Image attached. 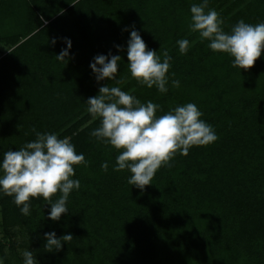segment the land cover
<instances>
[{
  "label": "trees",
  "instance_id": "16d2710c",
  "mask_svg": "<svg viewBox=\"0 0 264 264\" xmlns=\"http://www.w3.org/2000/svg\"><path fill=\"white\" fill-rule=\"evenodd\" d=\"M201 2L0 0V161L34 141L35 128L68 138L87 162L73 166L80 188L58 221L48 218L51 205L42 197L30 199L25 216L0 191L2 232L9 239L19 232L37 264H264V51L248 70L213 52L189 29L190 7ZM210 9L225 33L240 20L264 23V0H208ZM133 30L148 50H168L166 93L131 77ZM181 39L189 41L186 54ZM62 50L65 62L56 58ZM109 53L121 57L118 72L98 82L90 64ZM106 84L160 105L157 116L194 103L218 139L186 156L177 152L143 190L130 185L127 169L114 170L119 151L91 136L100 119L86 101ZM51 232L73 239L47 252L44 234Z\"/></svg>",
  "mask_w": 264,
  "mask_h": 264
},
{
  "label": "clouds",
  "instance_id": "9594fccd",
  "mask_svg": "<svg viewBox=\"0 0 264 264\" xmlns=\"http://www.w3.org/2000/svg\"><path fill=\"white\" fill-rule=\"evenodd\" d=\"M208 8V0L190 7L189 29L198 32L200 39L209 41L213 52L227 53L233 57L234 68L248 70L264 51V23L249 24L237 22L230 33L222 30L223 20L218 12ZM55 41H53L54 43ZM181 54H186L189 41H177ZM68 46L71 47L70 41ZM119 47V46H117ZM67 50L56 56L65 62ZM161 56L163 61L161 62ZM171 56L167 49L161 55L148 50L139 33L131 31L127 42V65L131 77L142 85L156 86L160 93H166ZM119 55H98L90 64L97 81L115 79L118 72ZM107 61V62H106ZM99 65V67H97ZM174 75V74H173ZM124 83L118 80L117 84ZM179 87V81H172ZM87 112L93 119H100V126L91 132L98 141L119 151L115 171L127 169L128 183L143 190L150 185L157 170L171 166L169 162L179 152L186 156L193 146H206L215 142L218 136L210 125L200 119L201 111L194 103L176 106L167 113L157 116L160 105L148 101L142 104L135 96L120 87H99L98 94L86 101ZM35 140L24 144L19 150L4 152L0 161V191L14 197V203L21 214H30V199L42 197L51 205L49 219L58 221L68 211L69 194L80 188L74 165L86 164L83 154H77L68 138L56 134L40 133L33 128ZM107 171V162L101 165ZM60 193L55 202L52 197ZM44 245L47 252L59 251L62 243L71 242V234L56 237L55 232L45 233ZM24 264H37L32 251H24ZM0 264L3 260L0 259Z\"/></svg>",
  "mask_w": 264,
  "mask_h": 264
},
{
  "label": "rangeland",
  "instance_id": "374dc122",
  "mask_svg": "<svg viewBox=\"0 0 264 264\" xmlns=\"http://www.w3.org/2000/svg\"><path fill=\"white\" fill-rule=\"evenodd\" d=\"M22 239V235L17 231L10 236V239L7 238L0 227V241L3 244L2 252L9 264H24L23 253L27 249L21 246ZM0 259H2L1 256Z\"/></svg>",
  "mask_w": 264,
  "mask_h": 264
}]
</instances>
